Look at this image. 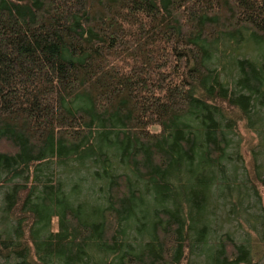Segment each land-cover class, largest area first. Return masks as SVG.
Instances as JSON below:
<instances>
[{
	"label": "trees",
	"instance_id": "trees-1",
	"mask_svg": "<svg viewBox=\"0 0 264 264\" xmlns=\"http://www.w3.org/2000/svg\"><path fill=\"white\" fill-rule=\"evenodd\" d=\"M242 32L264 47V0H0V264H264Z\"/></svg>",
	"mask_w": 264,
	"mask_h": 264
},
{
	"label": "rangeland",
	"instance_id": "rangeland-1",
	"mask_svg": "<svg viewBox=\"0 0 264 264\" xmlns=\"http://www.w3.org/2000/svg\"><path fill=\"white\" fill-rule=\"evenodd\" d=\"M218 51L219 53L221 52L220 58L222 62L221 65L223 67L227 66V64H229L230 61H234V60L242 61L245 59H249L253 62L256 61L262 63L261 60L264 59V47L262 45H259L258 42L255 41L251 33L246 34L245 32H242L239 35V37L238 36L231 37V39H228L227 43L222 44L221 49H219ZM238 78L239 77H237V79ZM241 110L242 109L239 107L237 109V114H235L234 116L236 117L238 114H240ZM256 121H257V116L251 115V117H248L246 121L239 124V133L241 139L239 149L249 168L252 167V163H251L252 150L254 148H257L258 144L264 145V140L260 141L258 133L249 130L250 123H254ZM237 140L238 138L237 136H235V141L237 142ZM235 148L236 146H234L233 144L231 148V154L234 153ZM235 199H240V198L236 197ZM243 224L246 225L244 222ZM229 225L233 227L232 233L235 236L242 235L245 232V230L242 229L240 226V220L238 221L234 220L233 224H229ZM234 232H236V234Z\"/></svg>",
	"mask_w": 264,
	"mask_h": 264
}]
</instances>
